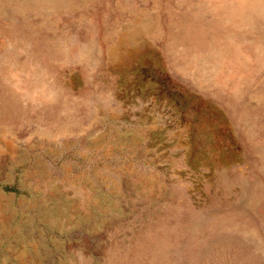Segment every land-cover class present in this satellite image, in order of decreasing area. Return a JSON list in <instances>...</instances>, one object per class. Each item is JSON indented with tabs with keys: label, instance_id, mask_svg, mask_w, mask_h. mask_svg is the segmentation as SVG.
Returning <instances> with one entry per match:
<instances>
[{
	"label": "rangeland",
	"instance_id": "rangeland-1",
	"mask_svg": "<svg viewBox=\"0 0 264 264\" xmlns=\"http://www.w3.org/2000/svg\"><path fill=\"white\" fill-rule=\"evenodd\" d=\"M0 264H264V0H0Z\"/></svg>",
	"mask_w": 264,
	"mask_h": 264
}]
</instances>
